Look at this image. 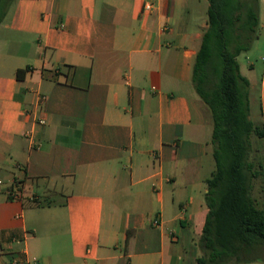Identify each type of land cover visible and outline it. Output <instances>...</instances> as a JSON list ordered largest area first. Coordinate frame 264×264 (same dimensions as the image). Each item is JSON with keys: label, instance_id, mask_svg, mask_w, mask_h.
I'll list each match as a JSON object with an SVG mask.
<instances>
[{"label": "crops", "instance_id": "obj_1", "mask_svg": "<svg viewBox=\"0 0 264 264\" xmlns=\"http://www.w3.org/2000/svg\"><path fill=\"white\" fill-rule=\"evenodd\" d=\"M204 1H12L0 24V264H197L216 169L193 82ZM258 16L239 65L264 127V0Z\"/></svg>", "mask_w": 264, "mask_h": 264}, {"label": "trees", "instance_id": "obj_2", "mask_svg": "<svg viewBox=\"0 0 264 264\" xmlns=\"http://www.w3.org/2000/svg\"><path fill=\"white\" fill-rule=\"evenodd\" d=\"M13 0H0V24ZM208 28L196 56L193 82L213 116L210 140L216 169L207 180L209 212L199 241L197 264H234L264 256V173L251 161L252 137L264 141V127L250 118L249 81L238 56L257 39L258 1L209 0ZM218 61L219 83L208 90L209 69ZM29 69L19 70L21 79ZM260 168L262 164L259 162ZM262 178V203L252 180Z\"/></svg>", "mask_w": 264, "mask_h": 264}, {"label": "rangeland", "instance_id": "obj_3", "mask_svg": "<svg viewBox=\"0 0 264 264\" xmlns=\"http://www.w3.org/2000/svg\"><path fill=\"white\" fill-rule=\"evenodd\" d=\"M240 1L243 2L244 0H240ZM204 2H205V6L200 7V13L198 14L199 18H201V19H207V17H208L207 12H208V9L210 6L209 0H205ZM256 2H257V0H252V3H254V5L256 4ZM262 41L264 43V38L262 39ZM263 48H264V45H262V49ZM246 57H251L249 51L238 56L237 60L240 64H243V60ZM212 64L213 65H211V67L209 69V79H208V83H207V89L208 90H212V89L217 88L218 83H219V73L217 72L218 61L214 59ZM259 106H257L258 111H260ZM254 111H255V106L253 107V112ZM210 150L212 152V146L211 145H210ZM252 151H253V153L251 155L250 160L254 162L255 170H258L260 172V170L262 169V171L264 173V141L259 140L255 136H253L252 137ZM259 162L262 164V166H263L262 168H260ZM212 164L216 168L215 161H212ZM252 186H253V191H252L253 197L257 198V200H259V203H262V178L252 180Z\"/></svg>", "mask_w": 264, "mask_h": 264}, {"label": "built area", "instance_id": "obj_4", "mask_svg": "<svg viewBox=\"0 0 264 264\" xmlns=\"http://www.w3.org/2000/svg\"><path fill=\"white\" fill-rule=\"evenodd\" d=\"M151 9H152V5L148 4V5L145 6V10H146V11H149V10H151ZM42 99H44V98H42ZM38 122H39L41 125H45V124H46L45 120H43V119H39ZM11 195H12V197L19 199V198L21 197V195H22V192H21V190H20V187H16V186H15V187L13 188L12 192H11ZM31 200H32V201H36V199H35L34 197H33ZM13 264H20V263H19L17 260H14ZM23 264H31V262H30L29 260L26 259V260L23 262Z\"/></svg>", "mask_w": 264, "mask_h": 264}]
</instances>
